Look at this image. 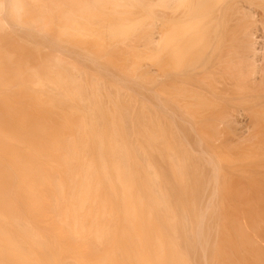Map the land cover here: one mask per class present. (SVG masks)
<instances>
[{
	"label": "bare ground",
	"instance_id": "bare-ground-1",
	"mask_svg": "<svg viewBox=\"0 0 264 264\" xmlns=\"http://www.w3.org/2000/svg\"><path fill=\"white\" fill-rule=\"evenodd\" d=\"M230 42L257 72L264 0H0V264H264L261 165L219 178L175 132L214 152Z\"/></svg>",
	"mask_w": 264,
	"mask_h": 264
},
{
	"label": "rangeland",
	"instance_id": "rangeland-1",
	"mask_svg": "<svg viewBox=\"0 0 264 264\" xmlns=\"http://www.w3.org/2000/svg\"><path fill=\"white\" fill-rule=\"evenodd\" d=\"M226 45H224V44H219L218 46H217V48H216V52H215V56H216V58L218 59V57L220 58V59H218L219 61H220V64H219V68H220V70L219 69H217V68H214V72H215V76H214V79H215V86H216V88H213V87H211V86H209V85H203L202 87H200V89L201 90H205V92H206V95H208L209 97H212L215 101H217V103H218V108L217 107H215V109H214V111H212V115H210V119H211V121H212V123H213V125H214V127L216 128V134L215 135H213V137H212V143H213V146L215 145V149H214V152H212V153H210V151L208 150V149H204L203 147L204 146H202L203 144H202V139H201V141L199 140V136L200 135H198V133H197V135L195 134V130H197V129H193V127H192V125L194 126V127H196L197 128V126H195V123H194V121L191 119V121H189V117L187 118L186 116H183V115H181L180 116V114H178L176 111H173V114L174 115H176L174 112H176L177 113V115L179 116V119L178 120H180V121H178V122H181L182 120V122L184 123H178L177 124V122H176V124L178 125V128H176L175 127V125H174V127L177 129H175V132L177 133V131H178V136L177 137H179V139H181L182 138V140H183V144L185 145V141H186V147H187V149L188 150H190V153L193 155V153L195 152V151H198V152H195V157H198V154H199V157H201V158H203V154H204V161L205 160H208V159H210V160H212L213 161V159H215L216 161H215V164L213 165V169H214V172L213 171H210V172H213V174L215 175L216 174V171H217V174H216V176H221V174H222V171H224L225 170V168L228 166V165H230V166H232V167H234V168H247L248 166H251V165H253V163H257L258 162V164H256V165H254V167L255 166H260V167H262L261 169H257V170H264V135H263V132L262 131H264V119L262 120V118H264V116H263V113H264V58H262V56L264 57V51H263V53H262V56H259V57H261L260 59L261 60H258V61H256L257 62V65H258V68H259V66H260V68L258 69V71L257 72H251L250 70H247V69H241V70H243L242 72L241 71H237V70H235V66H233L232 65V67H229L228 69H226L227 67H228V64L230 65V64H234V63H231L230 62V56H232L231 54H232V51H233V49H234V44H236V43H225ZM228 44V45H227ZM236 46H238V45H236ZM222 48L223 49H225V48H229V49H225V50H222ZM232 49V50H231ZM238 49L239 50H241L239 47H238ZM219 50V51H218ZM221 50H222V52L223 51H229V52H221ZM244 50V49H243ZM221 52V53H220ZM222 54V55H220V54ZM246 53V49L244 50V54ZM225 54V55H224ZM223 55H224V57H223ZM226 58H228L229 59V62H226L228 59H226ZM221 60H223V61H221ZM227 65V66H226ZM230 68L232 69V70H235V71H237V72H235V73H233V72H230ZM244 68H246V67H244ZM222 69V70H221ZM224 69H226L225 70V72H224ZM246 70V71H245ZM247 72V73H246ZM232 73V74H231ZM237 73V74H236ZM240 73V74H239ZM236 74V75H235ZM253 74V75H252ZM255 74H256V76H255ZM248 75H250V76H248ZM156 76V75H155ZM154 76V77H155ZM158 76V75H157ZM157 76L155 77V78H157ZM159 76H161V75H159ZM223 76H225V77H223ZM254 78H253V77ZM227 77H229V78H227ZM252 77V78H251ZM259 78V80L257 79V78ZM161 78V77H160ZM163 78V77H162ZM211 78V77H210ZM243 80H242V79ZM257 79V84H256V80L255 81H253V79ZM252 79V81L253 82H255L254 83V86H256V87H252V85L251 84H253V83H251L249 80H251ZM156 80H162V79H156ZM208 80H209V78H208ZM225 80V81H224ZM241 80V81H240ZM263 81V82H262ZM230 83V84H229ZM250 85H251V88H250ZM222 87V88H221ZM227 87V88H226ZM211 88L213 89V91L211 90ZM259 88H260V90H259ZM150 90V92H151V90H153V89H149ZM224 90V91H223ZM228 90V91H227ZM258 90V91H257ZM145 91H148V89L147 90H145ZM226 91V92H225ZM256 91V92H255ZM149 92V91H148ZM149 92V93H150ZM153 92H156L155 90H153L152 92H151V94H153ZM218 92V93H217ZM254 92V93H253ZM155 95H156V103L158 102V101H161V100H158V98H159V96L157 97V93H154ZM154 94L152 95V96H154ZM155 97V96H154ZM154 100V99H153ZM158 104H160L159 102L157 103V105ZM161 106H163L162 105V102H161V104H160ZM159 106V105H158ZM165 106V105H164ZM168 106V105H167ZM167 106H165V107H163V109H162V107H161V109L162 110H164V114H165V109L164 108H166ZM222 106V107H221ZM160 107V106H159ZM229 107V108H228ZM168 108V107H167ZM166 108V109H167ZM169 108L171 109V110H168L167 112H172V107H170L169 106ZM168 108V109H169ZM227 108H228V110H227ZM230 108H232V109H230ZM257 109V110H256ZM160 112H163V111H161L160 110V108L158 109ZM173 110H175L174 108H173ZM226 112H225V111ZM221 111H223L224 112V116H227L228 118H224V117H221L220 116V114H222L221 113ZM229 113H228V112ZM166 112V116H168V117H170V116H172L171 114H169V113H167ZM226 113V114H225ZM163 114V113H162ZM182 116L184 117L182 120L180 119V117L182 118ZM230 116V117H229ZM173 118L175 117V116H172ZM172 117H170V118H172ZM261 117V118H260ZM173 118H172V120H173ZM178 118V117H177ZM233 118V119H232ZM234 118H235V121H234ZM176 119V118H175ZM185 119V120H184ZM257 119V120H256ZM186 120H188L187 122H186ZM227 120H229V121H227ZM215 121V122H214ZM256 121V122H255ZM174 122H175V120H174ZM189 122H192V123H190L191 124V126L189 127V126H187L188 127V131H187V129L185 130V131H187L186 133H187V135L185 134V132H182V130H183V128L184 127H186V125H188L189 124ZM218 123V124H217ZM252 123V124H251ZM173 124H175V123H173ZM179 124H181V125H179ZM230 124V125H229ZM261 124H262V127H261ZM176 125V126H177ZM253 125V126H252ZM255 125V126H254ZM259 125V126H258ZM179 126H183V128H181L182 130H180V128H179ZM234 126V127H233ZM256 127H258V128H256ZM204 128H206L205 126H204ZM252 128H253V130H252ZM244 129L246 130L245 131V133H243V131H244ZM255 129V130H254ZM205 130V129H204ZM241 130H242V132H241ZM221 132V133H220ZM175 133V135H177ZM181 134V136H180V134ZM192 133V134H191ZM250 133V134H249ZM186 136H185V135ZM243 134V135H242ZM249 134V135H248ZM242 137H241V136ZM260 135V136H259ZM188 136V138H190V140H189V142L191 141V143H194V141H192V140H194L195 138V141H196V144L198 143V145H196V146H201L199 149L195 146V148H197V149H195V148H193V150H192V147H194L193 146V144H192V147L190 146L191 144H189L188 143V141H187V138H185V137H187ZM195 136V137H194ZM198 136V137H197ZM194 139H193V138ZM201 137V136H200ZM246 137V138H245ZM258 137V138H257ZM245 138V139H244ZM192 139V140H191ZM233 139H236V141L234 140L233 141ZM181 140V141H182ZM230 140V142H231V144H233L232 146H231V148H229V146H228V148L227 147H225V143L226 142H228ZM197 141H199V142H197ZM201 142V143H200ZM187 143H188V145H187ZM200 144V145H199ZM202 144V145H201ZM227 144V143H226ZM234 146H236V147H234ZM191 147V148H190ZM190 148V149H189ZM194 149H195V151H194ZM228 149H232V151L233 152H231V150H228ZM263 149V150H262ZM192 150V151H191ZM222 150H223V152H222ZM202 151V152H201ZM204 151H206V154L204 153ZM217 152V153H216ZM229 152V153H228ZM220 153H221V155H224V154H229V155H231V156H233V157H235L234 158V160L231 162V163H228V162H225V161H218L217 160V158H218V156H216V154H218L219 156H220ZM230 153H232V154H230ZM233 153H235L234 155H233ZM243 153V154H242ZM245 153H246V155H245ZM196 154H197V156H196ZM211 154H213V156L211 155ZM262 154V155H261ZM201 155V156H200ZM193 156V157H194ZM209 156V157H208ZM215 156V157H214ZM193 157H191L189 160H190V162L188 163L189 165H190V163L193 165V168H194V170L196 169L197 170V167H199L198 165H199V163H200V165L202 164V161H200V162H198V159H197V162H195L196 161V159L194 160V162L192 163V161H193V159L195 158H193ZM212 157H213V159H212ZM261 157V158H260ZM193 158V159H192ZM206 158V159H205ZM257 158V159H256ZM191 159H192V161H191ZM239 159V160H238ZM206 162V161H205ZM252 162V163H251ZM196 163H198V165L196 164ZM202 165H203V167H202ZM201 165V167L203 168L202 170H201V167H199L200 169H198V170H201V171H203L204 169L206 170V167H204V165H205V163L204 164H202ZM217 165V166H216ZM216 167V168H215ZM252 167V166H251ZM254 167H252L251 168V170H252V172H255L254 170H256V169H254ZM211 168H212V166L210 167V170H211ZM212 169V170H213ZM195 170V171H196ZM210 172H208V173H210ZM221 172V173H220ZM211 176H213L212 174H210ZM215 176V177H216ZM220 178V177H219ZM213 182H214V180H212ZM209 182V181H208ZM207 182V183H208ZM213 182H212V186H210L209 187V184H207L206 183V185H208V187L209 188H212V192H213V190L215 189V187L213 186ZM215 182H217V181H215ZM221 181H219L218 180V183H220ZM255 182V184H257L259 187L260 186H263L264 187V181H254ZM210 183V182H209ZM216 183H214V185H215ZM221 184V183H220ZM218 186V185H217ZM207 186H206V188H208ZM205 189V188H204ZM232 189V191H233V187L231 188ZM235 189V188H234ZM211 190V189H210ZM201 191H203V190H201ZM236 191V194L234 193V195H236L237 196V194L239 193V191H237V189L235 190ZM243 191V190H242ZM204 192H205V190H204ZM204 192H200V193H203L204 194ZM212 192H210V194L211 195H213L216 199H217V197H219V196H216L217 194H215L214 195V193H212ZM214 192H215V190H214ZM234 192V191H233ZM241 192V191H240ZM245 192V191H244ZM205 193H208V190L205 192ZM216 193V192H215ZM242 193V192H241ZM247 193H249V191H247ZM210 194H207L206 195V197H208L209 198V200L211 199V200H213V199H215V198H212V196H208V195H210ZM205 195V194H204ZM242 195H243V193H242ZM200 196H201V194H200ZM203 196V195H202ZM240 198L239 199H241V194L240 195H238ZM238 196H237V198H238ZM243 196H245V198H246V201L247 202H249V203H251V200L250 199H248L249 198V196H248V194L247 195H243ZM203 197H205V196H203ZM203 197L201 198L202 200H201V202H203V200H204V202L205 201H207L208 200V198H205V199H203ZM236 198V197H235ZM245 198H243L242 197V199H245ZM215 199V200H216ZM209 200L206 202V203H208L209 202ZM210 200V201H211ZM214 200V201H215ZM217 201V200H216ZM218 202V201H217ZM235 204H234V203ZM233 205H237V201L235 200V199H233ZM210 203V202H209ZM212 204H215V202H211Z\"/></svg>",
	"mask_w": 264,
	"mask_h": 264
}]
</instances>
